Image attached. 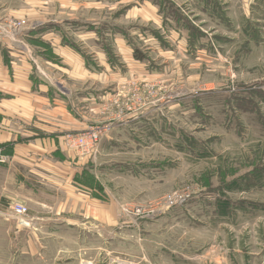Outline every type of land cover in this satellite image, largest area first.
Instances as JSON below:
<instances>
[{"label": "rangeland", "instance_id": "obj_1", "mask_svg": "<svg viewBox=\"0 0 264 264\" xmlns=\"http://www.w3.org/2000/svg\"><path fill=\"white\" fill-rule=\"evenodd\" d=\"M30 3L6 32L48 23L95 73L67 81L88 126L66 144L113 219L50 236L0 169V264H264V0ZM92 128L96 146L69 145Z\"/></svg>", "mask_w": 264, "mask_h": 264}, {"label": "crops", "instance_id": "obj_2", "mask_svg": "<svg viewBox=\"0 0 264 264\" xmlns=\"http://www.w3.org/2000/svg\"><path fill=\"white\" fill-rule=\"evenodd\" d=\"M24 1L28 9L16 10L11 1L0 0V15L26 17L33 0ZM9 20L0 19V155L7 156L0 166L6 173L1 196L25 203L37 216L32 226L50 236L78 229L83 223L74 217L86 214L110 223L113 213L82 184L87 161L66 144L69 135L88 126L71 107L69 95L75 93L67 81L95 73L55 27L35 21L14 34L6 32ZM51 207L56 220L48 217Z\"/></svg>", "mask_w": 264, "mask_h": 264}, {"label": "built area", "instance_id": "obj_3", "mask_svg": "<svg viewBox=\"0 0 264 264\" xmlns=\"http://www.w3.org/2000/svg\"><path fill=\"white\" fill-rule=\"evenodd\" d=\"M22 25V22H16L13 21L10 23V26L12 28L18 29ZM102 130L100 128H92L87 131V133H84L83 135H77L76 137H70L68 138V143L71 146H76L80 148H93L98 144L100 141V138L102 136ZM0 162H7V156L1 154L0 155ZM12 211L19 217L27 216V208L25 205L17 203L14 206H12Z\"/></svg>", "mask_w": 264, "mask_h": 264}]
</instances>
